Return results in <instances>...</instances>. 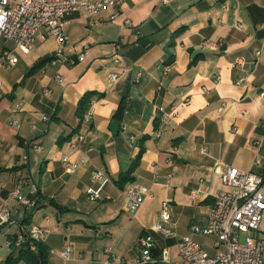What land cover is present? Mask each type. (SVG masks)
Here are the masks:
<instances>
[{
	"label": "crops",
	"instance_id": "1",
	"mask_svg": "<svg viewBox=\"0 0 264 264\" xmlns=\"http://www.w3.org/2000/svg\"><path fill=\"white\" fill-rule=\"evenodd\" d=\"M112 12L102 10L93 24L84 12L68 17L61 48L70 58L85 51L83 60L54 61L59 45L47 38L28 54L16 51V65L0 70V200L16 222L1 228L0 249L22 224L42 231L43 243L55 251L48 252L49 264H106L107 251L121 264H135L143 234L152 235L157 253L177 259L178 240L191 224H205L225 188L222 167L264 177V0H124L109 20ZM117 44L119 63L112 56ZM9 47L0 37V52ZM239 58L244 71L234 68ZM92 91L99 94L91 104L95 113L83 123L77 104ZM112 120L119 121L115 135ZM256 140H262L259 149ZM141 148L132 177L151 196L130 214L116 180ZM63 156L85 162L68 172ZM97 170L107 180L100 198L90 201L86 190L99 185ZM19 178L23 191L30 182L38 188L31 211L7 196ZM261 190L264 195V183ZM166 199L174 223L168 236L152 229ZM258 234L264 248V211ZM194 238L212 249L210 238ZM66 246L74 249L69 260L57 254ZM7 248L1 263L15 247Z\"/></svg>",
	"mask_w": 264,
	"mask_h": 264
},
{
	"label": "built area",
	"instance_id": "2",
	"mask_svg": "<svg viewBox=\"0 0 264 264\" xmlns=\"http://www.w3.org/2000/svg\"><path fill=\"white\" fill-rule=\"evenodd\" d=\"M124 0H0V37L11 43V47L0 52V70H8L18 62L16 51L28 54L38 41L52 38L59 47L53 56L54 61L74 64L84 59L86 52L79 53L76 57L65 56L61 46L66 42L67 36L63 30L69 22L68 17L76 12H84L89 16L90 23H96V16L107 8L113 10L109 20L115 19L118 9ZM167 1V0H163ZM130 20H125L124 25L131 26ZM239 28V25L236 26ZM117 44L112 56L114 62H120ZM244 61L239 58L234 63V68L243 70ZM117 73L109 76L110 81H115ZM57 79H61L60 76ZM240 79L236 84L242 82ZM2 83L0 81V87ZM47 94V93H45ZM85 111L82 122L88 123L94 113L91 106ZM19 106L17 105L16 108ZM162 111L163 109L160 108ZM168 113L162 111V120ZM9 124L18 127V121L11 118ZM34 127V124H32ZM263 136H264V123ZM158 135V133H157ZM83 136H78L82 141ZM133 140V138H131ZM262 140L254 141V146L259 149ZM73 146V145H72ZM40 151L42 147L34 146ZM2 144H0V151ZM26 161V157H24ZM62 162L68 172H73L80 164L85 162L82 158L78 163L70 162L67 157H62ZM259 159H254L258 164ZM221 181L225 188L219 191L211 206L206 222L203 225L191 224L185 235L177 242V259H171L167 253H157L154 239L151 234H143L138 237L140 252L135 257V264H264V252L262 239L258 234L262 213L264 211V195L261 186L264 177L242 170L238 167L225 165L221 168ZM93 180L99 185L89 187L86 190L88 200L94 201L100 198L102 185L106 177L102 170L94 173ZM24 180L19 178L15 187L7 192L8 198L12 199L15 206L23 207L28 211L33 210L38 202V188L34 183H28L27 190L23 191ZM3 184L0 182V189ZM193 191L191 196H196ZM151 196L149 190L136 181H132L124 187L125 208L128 213L135 214L143 205L145 199ZM169 199L162 202L160 220L152 225V229L168 236L172 233L169 211ZM13 209L2 205L0 200V228L15 224ZM194 235L211 239L213 255H210L204 246L199 243ZM30 239V249L34 250L33 241L43 242L42 231L35 226L25 227L20 224L10 239H5L4 246L19 248L25 239ZM50 253H55L50 249ZM107 263L121 264L122 258L113 255L110 251ZM74 249L66 246L57 252L63 260L72 258ZM80 257V256H79ZM0 264L1 260H0Z\"/></svg>",
	"mask_w": 264,
	"mask_h": 264
},
{
	"label": "trees",
	"instance_id": "3",
	"mask_svg": "<svg viewBox=\"0 0 264 264\" xmlns=\"http://www.w3.org/2000/svg\"><path fill=\"white\" fill-rule=\"evenodd\" d=\"M95 96H99V94L93 91L86 92L79 100L76 108V115L80 120L83 118L85 111L90 107V103L95 98ZM122 110L123 101H120L114 113V116L119 118L122 114ZM142 152L143 149L141 148L136 157L131 162L130 167L125 172L119 175L118 179L116 180V183L120 188H124L126 184L134 180L132 177V173L138 165ZM30 243V239H25V241L21 244L19 248H13L11 253H9V255L5 258L2 264H49L48 247L41 241H33L35 249L31 250Z\"/></svg>",
	"mask_w": 264,
	"mask_h": 264
},
{
	"label": "water",
	"instance_id": "4",
	"mask_svg": "<svg viewBox=\"0 0 264 264\" xmlns=\"http://www.w3.org/2000/svg\"><path fill=\"white\" fill-rule=\"evenodd\" d=\"M47 56H45L42 60H45L47 58ZM118 128H119V121L112 120L110 122V125H109V130L112 132V134L115 135L117 133V131H118Z\"/></svg>",
	"mask_w": 264,
	"mask_h": 264
},
{
	"label": "rangeland",
	"instance_id": "5",
	"mask_svg": "<svg viewBox=\"0 0 264 264\" xmlns=\"http://www.w3.org/2000/svg\"><path fill=\"white\" fill-rule=\"evenodd\" d=\"M209 240V239H208ZM204 242H206L205 240L203 241V242H201V243H203L205 246H206V248L208 249V245H207V243H204ZM3 244H4V241H3ZM3 249V250H2ZM1 250H2V253L0 254L1 256L2 255H5L6 253H7V251L9 250V248H7V247H1V249H0V252H1ZM209 250V249H208ZM212 250V251H211ZM211 250H209V254L210 255H213V253H214V251H213V249H211Z\"/></svg>",
	"mask_w": 264,
	"mask_h": 264
}]
</instances>
